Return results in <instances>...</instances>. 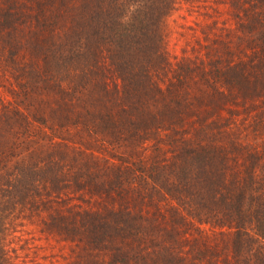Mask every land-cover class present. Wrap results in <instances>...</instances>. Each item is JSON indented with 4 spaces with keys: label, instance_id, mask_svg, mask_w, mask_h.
<instances>
[{
    "label": "trees",
    "instance_id": "obj_1",
    "mask_svg": "<svg viewBox=\"0 0 264 264\" xmlns=\"http://www.w3.org/2000/svg\"><path fill=\"white\" fill-rule=\"evenodd\" d=\"M4 1L0 31H30L37 77L70 97L76 112L54 111L58 126L90 133L108 153L78 175L97 209L48 224L74 244L71 264H264V142L255 140L264 133V0H235L232 21L213 19L201 44L218 48L175 61L166 18L183 3L212 17L200 9L216 13L208 2L229 0ZM48 162L53 176L68 171L62 156ZM42 169L22 163L0 174V264H14L2 202L19 203L18 182L44 178Z\"/></svg>",
    "mask_w": 264,
    "mask_h": 264
},
{
    "label": "rangeland",
    "instance_id": "obj_2",
    "mask_svg": "<svg viewBox=\"0 0 264 264\" xmlns=\"http://www.w3.org/2000/svg\"><path fill=\"white\" fill-rule=\"evenodd\" d=\"M237 2H208L218 12L210 8L200 9V12L207 11L212 17L198 12L189 13L183 3V7L164 22L165 50L170 59L175 61L183 56L194 57L197 50L202 53L210 49L211 54L218 46L201 47V44L209 42L206 37L213 36V19L218 20V25L230 23L234 13L230 5ZM5 4L4 0H0V13ZM17 34L11 37L5 31H0V156H7L4 162L10 166L2 169L0 174L7 173L5 170L17 164L43 162L41 171L44 178L35 176L40 171L34 175L31 172L27 179L18 182L20 202L11 207L10 201L7 205L2 202L4 208L8 211L11 209L8 212L13 223L10 239L14 251L11 256L14 264H71L74 244L61 240L58 233L48 228V224L54 222L52 216L59 212L83 211L90 207L97 209L90 195L79 190L77 182L81 179L78 175L85 172L87 166L93 165L92 159L101 161L105 152L100 154V151L105 148L101 149L95 138L80 128L68 130L66 126H58L54 111L65 107L69 116L76 112L69 105L70 97L59 84L37 77L35 67L37 64L39 66L40 60L25 47V38L31 36L30 31L21 28ZM38 115L44 116L46 122L37 120ZM58 118L64 121L60 116ZM242 134V140L247 141L243 131ZM255 140L259 144L264 142V133ZM52 154L64 158L68 171L63 175L58 172L53 176L56 166L48 162ZM105 155L108 156V153ZM70 162L75 164L73 169L67 168ZM2 175L0 185L5 180V175ZM46 178H54L59 182L55 180L54 184L51 182L46 185L36 181L39 179L44 182ZM61 179L63 182L60 183Z\"/></svg>",
    "mask_w": 264,
    "mask_h": 264
}]
</instances>
